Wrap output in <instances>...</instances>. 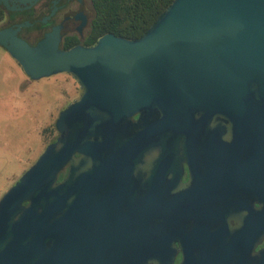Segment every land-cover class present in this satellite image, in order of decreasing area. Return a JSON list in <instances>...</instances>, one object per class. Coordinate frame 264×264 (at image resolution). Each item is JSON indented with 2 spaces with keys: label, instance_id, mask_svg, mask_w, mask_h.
<instances>
[{
  "label": "water",
  "instance_id": "95a60500",
  "mask_svg": "<svg viewBox=\"0 0 264 264\" xmlns=\"http://www.w3.org/2000/svg\"><path fill=\"white\" fill-rule=\"evenodd\" d=\"M23 25L0 29L21 71L66 73L78 88L56 138L0 196V264H147L165 247L166 208L135 163L200 108L236 130L248 122L264 175V0H171L139 37L65 49L58 27L30 45Z\"/></svg>",
  "mask_w": 264,
  "mask_h": 264
},
{
  "label": "flooded vegetation",
  "instance_id": "af4514ba",
  "mask_svg": "<svg viewBox=\"0 0 264 264\" xmlns=\"http://www.w3.org/2000/svg\"><path fill=\"white\" fill-rule=\"evenodd\" d=\"M0 8V29L24 22L17 35L30 45L54 27L62 49L89 40L91 0H0ZM235 124L200 108L178 136L166 129L140 147L149 153L135 163L137 184L148 177L145 190L161 198L167 222L165 247L150 249L147 264H264V175L251 152L257 132Z\"/></svg>",
  "mask_w": 264,
  "mask_h": 264
},
{
  "label": "rangeland",
  "instance_id": "374dc122",
  "mask_svg": "<svg viewBox=\"0 0 264 264\" xmlns=\"http://www.w3.org/2000/svg\"><path fill=\"white\" fill-rule=\"evenodd\" d=\"M66 73L32 79L0 45V196L53 137L45 127L77 95Z\"/></svg>",
  "mask_w": 264,
  "mask_h": 264
},
{
  "label": "trees",
  "instance_id": "16d2710c",
  "mask_svg": "<svg viewBox=\"0 0 264 264\" xmlns=\"http://www.w3.org/2000/svg\"><path fill=\"white\" fill-rule=\"evenodd\" d=\"M171 0H91L93 17L90 26L89 40L86 45L93 43L96 38L106 32L126 38H136L143 34L154 20L161 14ZM0 8V21L3 18ZM51 131L57 136L55 124L45 127L43 131ZM65 171L59 174L62 178Z\"/></svg>",
  "mask_w": 264,
  "mask_h": 264
},
{
  "label": "bare ground",
  "instance_id": "6f19581e",
  "mask_svg": "<svg viewBox=\"0 0 264 264\" xmlns=\"http://www.w3.org/2000/svg\"><path fill=\"white\" fill-rule=\"evenodd\" d=\"M65 47H63V49H64ZM60 74V73H59Z\"/></svg>",
  "mask_w": 264,
  "mask_h": 264
}]
</instances>
